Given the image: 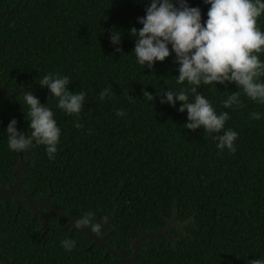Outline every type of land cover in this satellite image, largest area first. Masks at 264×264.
I'll use <instances>...</instances> for the list:
<instances>
[{"label":"trees","instance_id":"16d2710c","mask_svg":"<svg viewBox=\"0 0 264 264\" xmlns=\"http://www.w3.org/2000/svg\"><path fill=\"white\" fill-rule=\"evenodd\" d=\"M175 2V0H174ZM201 9L203 24L210 5ZM149 0H0V264H250L264 259V105L224 109L234 84L201 86L236 151H219V134L188 131L187 112L161 104L179 91L172 53L152 69L139 65L132 27ZM264 31V15L258 19ZM120 32L121 52L110 44ZM171 51V46L169 45ZM260 59L264 61V54ZM68 76L86 94L77 117L39 87L46 74ZM264 82V78H262ZM111 87L115 95L101 101ZM142 89L154 96L143 101ZM21 91L54 112L61 135L54 159L43 145L8 147L6 129L28 131ZM133 96V101H129ZM117 110L126 115L118 117ZM259 113L260 119H250ZM107 217L102 234L74 230L85 212ZM44 221V226L41 225ZM41 227L47 228L45 234ZM76 241L72 251L62 241Z\"/></svg>","mask_w":264,"mask_h":264},{"label":"clouds","instance_id":"9594fccd","mask_svg":"<svg viewBox=\"0 0 264 264\" xmlns=\"http://www.w3.org/2000/svg\"><path fill=\"white\" fill-rule=\"evenodd\" d=\"M210 5L207 20L202 24L201 9L190 7L186 0H149L145 16L138 18L142 28L132 27L130 35L135 39L134 54L139 65L152 69L156 62H163L172 53L179 65L177 85L187 82L188 87L179 91L168 90L161 95L160 103L175 107L180 103L178 112H187L188 131L203 128L204 132L221 133L214 136L219 151L235 153L238 133L225 129L231 119L228 111L216 112L210 101L199 92L201 86L234 84L238 91L225 92L222 101L224 109H241L246 105L241 99H247L264 105V31L258 27V19L264 15V0H203ZM110 44L116 52H121L120 32L110 34ZM171 46V51L169 50ZM68 76L46 74L40 80L39 87L47 88L51 98L57 100L56 107L68 115L77 117L74 127L83 128L79 115L85 107L86 94L83 91L69 90ZM23 102L28 108L26 120L28 131L17 130V121L12 119L7 125L8 147L15 152H27L35 145L45 146L48 158L54 159L58 151L61 131L54 119V112L28 91H21ZM143 101L154 100L153 94L142 89ZM115 95L111 87L103 89L99 98L103 102ZM129 101L133 96L128 95ZM116 115L126 113L117 110ZM250 119L259 120V113H250ZM107 217L97 221L91 211L69 222L74 230L90 229L97 236L102 234V225ZM76 241L71 238L62 241L66 251H72ZM250 264H264V259H252Z\"/></svg>","mask_w":264,"mask_h":264},{"label":"flooded vegetation","instance_id":"af4514ba","mask_svg":"<svg viewBox=\"0 0 264 264\" xmlns=\"http://www.w3.org/2000/svg\"><path fill=\"white\" fill-rule=\"evenodd\" d=\"M41 225L44 226V221H42ZM41 228L43 230V234H45V231L47 230V228H45V227H41Z\"/></svg>","mask_w":264,"mask_h":264}]
</instances>
